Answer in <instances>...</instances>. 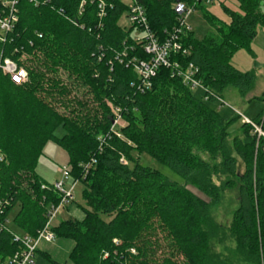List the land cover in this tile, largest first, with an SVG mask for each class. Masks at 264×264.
<instances>
[{"label": "trees", "instance_id": "trees-1", "mask_svg": "<svg viewBox=\"0 0 264 264\" xmlns=\"http://www.w3.org/2000/svg\"><path fill=\"white\" fill-rule=\"evenodd\" d=\"M2 1L0 14L7 9ZM13 1L17 20L0 41V61H15L27 78L15 84L0 70V259L22 248L5 222L17 203L15 230L35 236L50 206L60 201L36 170L50 140L67 152L71 180L83 184L84 219L52 227L56 238L73 240V264H209L208 236L202 227L207 202L142 166L131 152L148 154L207 196L214 189L210 165L195 156L194 149L220 152L221 168L236 175L237 160L226 140L238 116L227 120L212 103L229 85L242 96L253 87L254 74L235 68L230 56L248 46L258 25L264 26V0H238L240 13L226 8L228 24L205 15L214 32L201 40L182 30L180 39L189 53L172 58L198 67L205 88L201 98L162 66L149 87L137 89L138 78L128 62L148 55L143 41L131 36L135 26L119 25L129 10L120 0H104L102 15L97 0H84L81 7L83 0ZM134 1L143 7L149 30L160 38L178 25L174 3H192ZM72 84L81 87L87 100L72 95ZM67 96L70 99L63 100ZM258 98L264 100V92ZM107 100L122 110V138L109 132L113 116ZM64 104L67 112L56 107ZM250 120L264 133V110ZM58 128L64 130L61 136L55 134ZM241 129L242 137L232 142L244 164L237 177L235 237L248 262L264 264V137L246 122ZM101 135L106 138L99 150ZM158 230L170 247L162 255L157 253Z\"/></svg>", "mask_w": 264, "mask_h": 264}, {"label": "rangeland", "instance_id": "rangeland-1", "mask_svg": "<svg viewBox=\"0 0 264 264\" xmlns=\"http://www.w3.org/2000/svg\"><path fill=\"white\" fill-rule=\"evenodd\" d=\"M125 6H130L132 0H120ZM227 9L240 13L238 0H212L210 4H202L200 8L193 10L190 15L187 16L185 25L193 33V36L201 40L206 35L214 32L211 26L207 23L205 15L210 14L215 19L228 24L230 22V16ZM264 13V8L262 9ZM128 11L124 12L119 19V25L126 29L130 26L128 20ZM257 34L255 38L249 42L247 47H239L230 56L231 64L240 71H250L254 74L253 87L244 95H240L238 91L232 87L227 86L222 94L221 100L216 99L212 106L216 111L225 119L236 117L229 125L230 135L226 140V146L230 150L231 154L236 157L238 171L236 175H230L221 168V155L220 152L209 153L203 150L194 149L195 156L206 161L210 165L209 181L211 186L214 187L211 194L208 196L201 192L197 187L188 181L186 182L179 175L174 173L164 164L158 162L153 157L146 153H139L132 150L131 155L133 160H139L142 166L148 167L153 170H157L165 175L169 180L174 181L185 187L188 191L207 202L208 215L206 221L203 223V229L207 233L208 239L205 248L207 249V255L210 258L209 264H254L248 262L244 255H242L238 249L235 228H234V213L238 206V187L239 180L238 175L244 171V164L242 160L236 156L233 150L232 142L234 138L242 137L241 124L242 118L247 117L254 120L264 110V100L259 99L262 92H264V26L258 25L256 28ZM144 35V32H139L137 29H133L131 36L138 38ZM60 78L67 84L69 81L65 79L64 74H59ZM72 89V95L76 94L79 98L87 100V96H83V90L81 87L74 86ZM70 87H72L70 85ZM203 90L200 88L192 89V94L197 97H203ZM71 97V96H70ZM64 97L63 100H67ZM70 99V98H69ZM68 99V100H69ZM108 106L113 105L112 102L107 100ZM74 101H68V103ZM91 104V103H89ZM63 106L56 105L58 110L63 111ZM66 112L68 111L65 108ZM125 122L122 126H119L117 130V136L122 138L120 128L125 126ZM259 130H261L260 126ZM258 136H263L264 133ZM64 133L62 128H58L55 131L57 136H61ZM105 136H98V139L102 142L105 140ZM67 152L58 146L53 141H47L43 147L42 155L38 159L37 172L47 183H53L61 178V168L69 167ZM70 181V180H68ZM69 182H66L68 186ZM83 184L77 182L73 191V200L60 208L56 218L53 220L52 225H57L60 221H81L84 219V202L82 199ZM20 205L17 203L6 219V224L9 229L18 234H23L20 230H15L12 223L13 216L19 211ZM158 243L160 249L157 251L158 255L166 254L169 250L168 241L165 239L164 232L157 231ZM117 242V240H115ZM162 248V249H161ZM73 249V240L69 237L60 236L52 242L41 241L38 246V251L35 253V264H73L70 258V253ZM48 256V257H47Z\"/></svg>", "mask_w": 264, "mask_h": 264}, {"label": "built area", "instance_id": "built-area-1", "mask_svg": "<svg viewBox=\"0 0 264 264\" xmlns=\"http://www.w3.org/2000/svg\"><path fill=\"white\" fill-rule=\"evenodd\" d=\"M48 1L49 0H43V2ZM83 2L84 0L81 2L80 7L83 5ZM211 2L212 0H192L191 4L184 1H177L174 3L173 10L178 19V25L171 31H168L166 36L160 38L158 35L149 30L143 7L132 0V4L129 6L127 14L128 20L130 25H135V29H137V31L144 32L143 36L134 39L137 41H143V50L148 55V59L132 58L128 62L132 65L137 75L138 81L136 85L138 90L142 91L149 87L151 85V79L156 70L162 66L165 68H170L172 73L180 77L183 84H185L191 90L200 88L203 90V92L205 91V88L202 86L200 80L197 77L198 67L192 63L183 65L172 57L178 53L186 55L189 53L186 48H183V44L180 39V34L182 33L183 29L190 31V29L185 25L186 18L193 10L196 9V5H207ZM2 5L7 7L6 12H4V14H0V41L4 42L6 33L12 29L17 17L15 14L16 9L14 7L15 2L13 0H4L2 1ZM104 5V0H97V6L99 8L100 15H102L104 12ZM0 70L2 73L9 75L10 80L15 84H21L27 78V72L25 68L8 58L0 61ZM204 99L207 100V96L204 95ZM216 99L221 100V98L218 97ZM109 107L113 116L109 132L117 135L116 129L119 126H122L124 123L122 110L118 106L110 105ZM242 120L243 122L252 125L257 133L262 134L261 130H259V127L255 125L249 118L243 117ZM102 142L99 145V150H101ZM92 162H94V160H92L91 163ZM87 166L88 165H85V168ZM60 171L61 178L51 184V188L60 195V201L58 205L50 206L49 210L47 211L46 222L43 227L37 231L35 236H30L26 233H13V240L19 242L22 248L5 259H0V264H35L34 256L40 242H52L56 239V236L52 231L53 220L56 218L60 208L64 207L73 200V191L77 183V181L71 180L67 167L63 166ZM66 182H69L68 186H66ZM42 187L44 188V186ZM1 203L2 201H0V211Z\"/></svg>", "mask_w": 264, "mask_h": 264}, {"label": "crops", "instance_id": "crops-1", "mask_svg": "<svg viewBox=\"0 0 264 264\" xmlns=\"http://www.w3.org/2000/svg\"><path fill=\"white\" fill-rule=\"evenodd\" d=\"M39 174V173H38ZM57 180V179H56Z\"/></svg>", "mask_w": 264, "mask_h": 264}, {"label": "bare ground", "instance_id": "bare-ground-1", "mask_svg": "<svg viewBox=\"0 0 264 264\" xmlns=\"http://www.w3.org/2000/svg\"><path fill=\"white\" fill-rule=\"evenodd\" d=\"M135 26V25H134Z\"/></svg>", "mask_w": 264, "mask_h": 264}]
</instances>
